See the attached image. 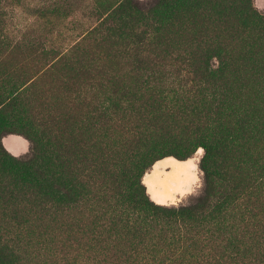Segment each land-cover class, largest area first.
<instances>
[{"label": "trees", "instance_id": "1", "mask_svg": "<svg viewBox=\"0 0 264 264\" xmlns=\"http://www.w3.org/2000/svg\"><path fill=\"white\" fill-rule=\"evenodd\" d=\"M4 2L0 264H264V15L252 0H95L66 46L50 21L69 15L62 0L36 10L43 34L18 38ZM7 133L29 152L5 150ZM199 147L201 193L148 203L144 173Z\"/></svg>", "mask_w": 264, "mask_h": 264}, {"label": "rangeland", "instance_id": "2", "mask_svg": "<svg viewBox=\"0 0 264 264\" xmlns=\"http://www.w3.org/2000/svg\"><path fill=\"white\" fill-rule=\"evenodd\" d=\"M4 1L7 13L5 28L7 32H9L10 37L18 38L26 29H34V34L37 35L43 34L42 30L50 27L49 24L46 23L45 19L37 16L35 12L36 10H40L42 7L48 8L49 5H51L50 3L52 0ZM62 1L64 3L61 10L65 12L69 11V15L66 18L60 17L56 19L52 17L50 21L53 23V27L55 28V34L57 30H59L60 33V36L56 39L57 43L61 42L63 45L65 44L64 46H66V43L72 42L82 29L93 21V19H89L87 15L89 14L91 7L94 6L95 0ZM134 1L143 6L152 3L154 0ZM252 5L258 12L264 15V0H252ZM30 67L31 65L28 62L25 69H29ZM28 72H32V70H28ZM34 78L35 77H33V79ZM37 85L40 90L47 91L52 90L55 83L51 76L41 75L37 78ZM9 134L14 133H7L5 135ZM29 150L30 143L29 149L21 155L27 154ZM202 153L203 149L202 147H199L190 157L184 160H179L174 157L178 161H184L182 163H179L175 159L173 160L172 158H168L170 156L158 160L156 164L151 166V168L148 169L142 176V183L145 185V200L148 201V203L165 205L167 207H177L189 204L191 199L197 197L203 188V175L199 169V160ZM150 185L156 189L157 185L159 189L163 188V191L165 190V195L163 197L161 195L156 197L154 195L156 191L154 192L152 190L153 188H150Z\"/></svg>", "mask_w": 264, "mask_h": 264}, {"label": "crops", "instance_id": "3", "mask_svg": "<svg viewBox=\"0 0 264 264\" xmlns=\"http://www.w3.org/2000/svg\"><path fill=\"white\" fill-rule=\"evenodd\" d=\"M1 142H2L3 146L5 147V149H7V151H9L12 155H15V156L21 155L29 149V141L25 137L18 135V134L5 135L1 138ZM168 158L175 159L172 156H170ZM176 161H178V160H176ZM178 162L182 163L184 161H178ZM150 188H153L152 190L154 192L156 191L154 193V195L156 197H159L160 195L163 197L165 195L164 194L165 190L163 191V188L159 189L158 185H157V189L155 187H152V185H150Z\"/></svg>", "mask_w": 264, "mask_h": 264}, {"label": "bare ground", "instance_id": "4", "mask_svg": "<svg viewBox=\"0 0 264 264\" xmlns=\"http://www.w3.org/2000/svg\"><path fill=\"white\" fill-rule=\"evenodd\" d=\"M174 160V159H173ZM176 160V159H175ZM172 161V160H171ZM170 162V161H169ZM173 162H175V161H173ZM171 163V162H170Z\"/></svg>", "mask_w": 264, "mask_h": 264}]
</instances>
